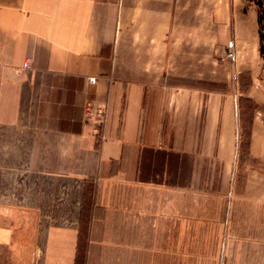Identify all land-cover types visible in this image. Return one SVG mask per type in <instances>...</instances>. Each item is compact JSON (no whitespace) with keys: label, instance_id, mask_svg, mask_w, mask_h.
I'll return each instance as SVG.
<instances>
[{"label":"crops","instance_id":"0c3cea01","mask_svg":"<svg viewBox=\"0 0 264 264\" xmlns=\"http://www.w3.org/2000/svg\"><path fill=\"white\" fill-rule=\"evenodd\" d=\"M184 1L0 0V264H208L195 229L219 230L216 264H264V169L222 211L220 193L218 226L191 221L206 197L181 182L208 158L233 182L239 123L235 94L168 80ZM261 88L247 163H264Z\"/></svg>","mask_w":264,"mask_h":264},{"label":"rangeland","instance_id":"374dc122","mask_svg":"<svg viewBox=\"0 0 264 264\" xmlns=\"http://www.w3.org/2000/svg\"><path fill=\"white\" fill-rule=\"evenodd\" d=\"M183 4L184 19L176 23L175 33L170 37L175 52L170 54L168 80L177 85L231 96L235 94L238 97L239 156L233 182L225 181L229 168L224 169L220 164L213 163L212 158L206 159L204 165L196 166L201 174L199 181L191 178L190 183L185 177L181 182L190 186L192 194L196 191L197 195L204 193L206 197L203 213L200 210L202 202L200 206L198 201L193 202L192 208L194 211L198 209L200 213L192 212L191 221L218 226L221 215L216 205L220 193L219 205L222 211L231 189L230 184H233L235 191L243 190L245 183L241 177L248 171L263 172L264 169V163L258 159L250 163L245 161L248 159L250 142V134L247 132H250L254 108L258 106L254 99L247 96L246 90L252 81L264 88V58L258 51L257 6L243 0H185ZM185 159L191 164L186 166L185 173H189V169L193 173L192 157L185 154ZM195 230H192L191 239L196 237L193 234L197 232L207 235L206 254L212 260L208 264H216L219 230ZM176 238L182 237L176 235ZM176 249L183 250L185 246H176ZM191 249H198V245Z\"/></svg>","mask_w":264,"mask_h":264},{"label":"built area","instance_id":"2783aa9c","mask_svg":"<svg viewBox=\"0 0 264 264\" xmlns=\"http://www.w3.org/2000/svg\"><path fill=\"white\" fill-rule=\"evenodd\" d=\"M31 58L23 62V68L30 67ZM95 80V77H88V81L92 82ZM83 117L86 123H88L91 134L94 138L99 139L101 136V127L105 120V109L101 106H97L91 103H85L83 106ZM15 264H28L23 261H18ZM30 264V263H29Z\"/></svg>","mask_w":264,"mask_h":264},{"label":"trees","instance_id":"16d2710c","mask_svg":"<svg viewBox=\"0 0 264 264\" xmlns=\"http://www.w3.org/2000/svg\"><path fill=\"white\" fill-rule=\"evenodd\" d=\"M243 1L254 3L257 6L256 20L258 23V40H259L258 51L260 55L264 58V0H243ZM244 99L250 100L249 98H244ZM247 134L249 135L250 132L248 131Z\"/></svg>","mask_w":264,"mask_h":264}]
</instances>
